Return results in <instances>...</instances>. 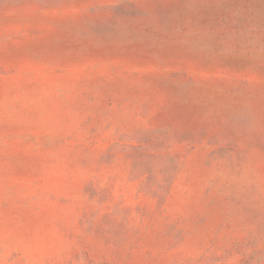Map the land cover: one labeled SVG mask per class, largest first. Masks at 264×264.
<instances>
[{
  "label": "rangeland",
  "instance_id": "obj_1",
  "mask_svg": "<svg viewBox=\"0 0 264 264\" xmlns=\"http://www.w3.org/2000/svg\"><path fill=\"white\" fill-rule=\"evenodd\" d=\"M0 264H264V0H0Z\"/></svg>",
  "mask_w": 264,
  "mask_h": 264
}]
</instances>
